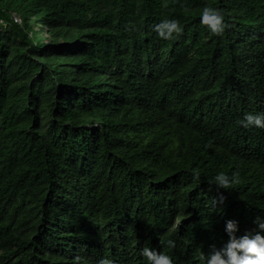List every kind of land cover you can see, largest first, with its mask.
I'll list each match as a JSON object with an SVG mask.
<instances>
[{"label": "trees", "instance_id": "trees-1", "mask_svg": "<svg viewBox=\"0 0 264 264\" xmlns=\"http://www.w3.org/2000/svg\"><path fill=\"white\" fill-rule=\"evenodd\" d=\"M163 19L181 32L158 37ZM249 112L264 113V0H0V264H146L143 247L200 264L225 220L239 236L264 214Z\"/></svg>", "mask_w": 264, "mask_h": 264}, {"label": "clouds", "instance_id": "clouds-1", "mask_svg": "<svg viewBox=\"0 0 264 264\" xmlns=\"http://www.w3.org/2000/svg\"><path fill=\"white\" fill-rule=\"evenodd\" d=\"M199 23L207 26L213 35L223 33L226 27L224 15L221 10L205 6L200 12ZM181 26L176 19H163L155 24L153 31L162 39H169L174 33L181 32ZM239 123L244 128H264V113H245ZM196 178V173H193ZM210 183L217 189H228L231 184L236 183V174L217 173ZM221 197V202H222ZM215 200H213V204ZM255 229L236 235L238 224L235 219H227L224 222L223 231L227 234V240L220 248H213L208 254H199L200 264H264V214L255 218ZM167 244L172 247L174 241L169 239ZM140 254L146 259V264H173L172 258L158 252L155 248L143 247ZM81 257L73 258L72 264H80ZM97 264H114L111 259L101 258Z\"/></svg>", "mask_w": 264, "mask_h": 264}, {"label": "rangeland", "instance_id": "rangeland-1", "mask_svg": "<svg viewBox=\"0 0 264 264\" xmlns=\"http://www.w3.org/2000/svg\"><path fill=\"white\" fill-rule=\"evenodd\" d=\"M33 26H34L33 30H34L35 32H37V33H44V32H46L45 29H40L39 26H38L37 24H33ZM44 34H45V33H44ZM43 41H44L45 43H47V42L52 41V38H47V39L44 38Z\"/></svg>", "mask_w": 264, "mask_h": 264}, {"label": "built area", "instance_id": "built-area-1", "mask_svg": "<svg viewBox=\"0 0 264 264\" xmlns=\"http://www.w3.org/2000/svg\"><path fill=\"white\" fill-rule=\"evenodd\" d=\"M12 19L16 23H20V21H21L20 17L18 15L14 14V13H12Z\"/></svg>", "mask_w": 264, "mask_h": 264}]
</instances>
